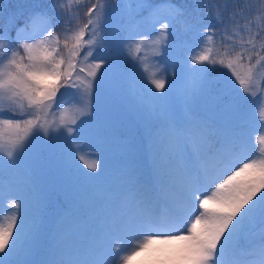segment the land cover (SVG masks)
Segmentation results:
<instances>
[{
    "label": "snow or ice",
    "instance_id": "1",
    "mask_svg": "<svg viewBox=\"0 0 264 264\" xmlns=\"http://www.w3.org/2000/svg\"><path fill=\"white\" fill-rule=\"evenodd\" d=\"M207 2L211 8V0ZM205 3L190 0L176 5L166 0L167 15L158 30L153 23L154 38L148 49L153 56L167 55L181 35L201 38L202 50L191 57V78L183 90L186 112L178 110L175 98H165L168 89L163 77L147 76L155 92L142 85L152 107L136 115L145 124L150 144V174L127 163L100 176L97 161L81 155L85 167L95 173L85 174L88 184L50 174L53 182L71 189L68 209L57 215L50 229L45 228L40 199L34 198L30 211L23 214L19 212L22 201L10 202L16 211L6 221L0 220V264H127L157 242L172 246L161 250L157 258L161 264H264V149L259 155L251 150L241 123L248 96H264V24L255 23L257 17L264 18V0L251 15L246 0H218V28L202 23ZM74 4L80 0H52V12L34 13L31 36H20L18 18L10 17L9 25L17 27L15 45L0 15V197L8 174L36 134L49 139L58 138L52 132L65 139H74L77 131L102 134V129L81 128L86 123L81 117L91 108L107 71H119L120 43L133 60L143 64L147 59L141 53L148 34L134 25L152 5L150 0H136L137 11L116 31V50L77 72L81 50L87 60L94 48L106 43L104 23L111 4L109 0L92 3L82 24ZM161 11L153 8L152 15L158 18ZM61 16L64 27L56 33ZM37 25L42 27L35 30ZM121 33H126L122 40L118 39ZM217 65L231 74L222 90V97L230 96L231 103L200 115L197 109L207 93V75ZM66 85L78 89L82 99L56 116L57 93ZM5 112L11 116L3 118ZM259 139L264 143V136ZM126 236L143 239L121 255L126 245L122 242L113 249L111 241Z\"/></svg>",
    "mask_w": 264,
    "mask_h": 264
},
{
    "label": "rangeland",
    "instance_id": "2",
    "mask_svg": "<svg viewBox=\"0 0 264 264\" xmlns=\"http://www.w3.org/2000/svg\"><path fill=\"white\" fill-rule=\"evenodd\" d=\"M114 1V5H116V7L111 14L119 21H124V18H126L125 13L120 11L119 2H122L127 8V20L130 15L137 11L135 8L136 0ZM259 1L260 0H254V3L257 4ZM64 2L67 3V0H64ZM165 2L166 0H150L152 7L145 9L143 14L136 18L134 25L136 30L148 34L147 41L145 43V50L141 53V55L147 57L145 62L141 64L139 61H135L129 57L125 44L123 43L122 47H119V53L122 55L119 71L115 72L111 69L107 71L102 84L94 92L91 100V108L84 116L81 117V119L86 121L84 125L80 126L81 128L98 129L93 123V119L105 113V118L102 120L104 123L102 124L105 126L106 131H118H116L115 134L111 131L109 132L111 133L110 136L113 138L111 137V139L106 140L107 137L105 138L104 135L102 140L99 136L77 131L74 139H65L63 136H59L57 132H52L51 136L58 138L51 139L50 141V139L43 134V137L46 139V143L49 144V142H52V147L48 148L46 151L51 152L53 157L50 158L53 162L56 161L55 166L57 167L58 172H61L70 178L76 177V180H79L81 184H84V182L88 184L89 181L87 180V176L85 174L95 175V173H91L85 167L84 162L79 158L81 155H83L86 160L97 161L100 176L109 174L118 164L123 165L132 163L144 170L145 165L142 163V160L146 157L151 158L150 144L148 140H146L145 149L144 146L141 148L137 146V139L134 140L132 134L137 131L136 128L138 124H135L133 119L126 114L127 111H125L123 106L130 103V107L134 112H142V106L137 104L138 101H140L143 102L145 107L149 108L151 111V98L145 95L142 91L143 84H147L148 87H151L153 92L156 91L147 80V76L151 73H155L156 78L163 77L165 79V86L168 89L167 93H165V98H175L178 110L182 113L187 111V108L183 103V90L191 78V73L189 72L191 57L196 54L198 50H202L201 38H196L190 35H181L179 39L172 42L167 55L162 53V58L161 56H153L148 50L150 47L149 42L154 38L153 23L155 22L156 30H158L159 23H162L164 17L167 15L166 10H163ZM171 2L177 5V0H171ZM94 3H96V1H94ZM37 4L45 5L49 12L53 11L52 0H4L0 7L9 6V8L25 9L27 12V15L25 14L26 21L19 24L20 36H31L34 28L30 23V17L34 13L39 12L38 10L40 9L36 8ZM89 4L90 2L88 0H80L79 5L74 4L73 11L78 12V14L80 12H85V9ZM156 7H160L162 9L158 18L152 15V9ZM105 20H109L108 10L106 11ZM63 21L64 17L62 16L58 17L56 21V31H58V33L64 27ZM201 21L204 25L214 26L209 15H206L205 18H201ZM25 24H28L26 30L24 29ZM40 27L42 26L37 25L35 30H39ZM104 28L105 32L103 36H106L107 28ZM124 35H126V33H122V39ZM10 37L15 45L18 41L17 27L14 28ZM36 38L39 39L40 37L37 36ZM136 38L139 39L140 37L138 36ZM98 50L100 51H93V56L97 57V59H93V56H88L87 60H84V55L80 56L81 65L77 67V72L79 67L87 68L88 64L98 62V58L101 56H111V53L104 52V49L99 48ZM217 66L220 67L219 65ZM145 68H147V72L145 71ZM207 77H209L207 78V93L199 101V107L197 109L199 112V109L209 111L210 109L218 107L216 104L208 102L207 99L214 94L213 89L215 88V85L218 84V86L223 89L225 82L232 79L230 72L226 68H222L216 72L212 70L208 73ZM222 78L223 80H221ZM73 79H75V76ZM236 87L238 88L239 86L236 85ZM109 91H112L114 95H109ZM156 95L159 96L160 93L157 92ZM230 98V96H227V99ZM251 98L252 96H248L244 106L247 103H250ZM81 99V94L78 89L68 87L67 85L62 87L57 93V107L55 108L56 116H59L61 109L71 110L73 107L77 106L81 102ZM228 104L230 103L226 101L225 105ZM119 111H121V113L117 118L116 114L119 113ZM207 113L208 112H206V114ZM9 116H11V113L5 112L2 114L3 118H8ZM262 122H264V96L259 94V96H256L254 105L249 111V120L246 125L247 127L245 128L251 150L257 155H259L261 149H264V143H261L259 139L261 136H264V126H262ZM127 132H129V135L124 134ZM121 133L123 136L119 139V135ZM41 145H43L42 142H40L37 146V150H39V146ZM32 147L35 148V144L34 141L30 139V143H28L27 148L29 151H32ZM77 149H79V151H77ZM113 157H116L119 162L116 163L113 161ZM27 164L31 165V162H28ZM29 165H27V167L22 163L21 165H15V167L12 168L11 172L8 174L5 180L4 196L0 197V220L6 221L13 214V212L16 211V209L10 206V202L13 199H17L18 202H23L24 206L19 210L21 214L26 211H30L31 203L34 198H38L40 200L43 199V194L41 195L42 192L40 191L41 187L33 184V173L35 171L30 169V167H28ZM38 169L41 178L45 179L48 170L47 166L42 165ZM42 172L46 173L44 174ZM9 178L11 179V183H9ZM63 212L64 211H61V213ZM46 220L47 219L44 218V222H46ZM142 239L143 237H138L135 240H132L126 236L123 241L120 239H114L111 241V245L112 248L115 249L123 242L126 245V249L121 255H124L131 251L133 247L137 246ZM170 247L172 246L158 242L153 243L144 250L137 252L136 255L132 256L127 264H150L155 261L156 263L152 264H161L160 259H157L158 257H161V250L168 249ZM163 264H172V262L164 261Z\"/></svg>",
    "mask_w": 264,
    "mask_h": 264
},
{
    "label": "trees",
    "instance_id": "3",
    "mask_svg": "<svg viewBox=\"0 0 264 264\" xmlns=\"http://www.w3.org/2000/svg\"><path fill=\"white\" fill-rule=\"evenodd\" d=\"M90 2V4L86 7L85 12H80L79 15V22L82 24L83 22H86V16L84 15L87 12V8L91 6L92 3H94V1L97 2V0H88ZM111 7L108 9V19L109 20H105L104 23V27L107 28V34L106 36H104V39L106 41V43L104 44V46H99L93 49V51H100L98 50L99 48L104 49V52L107 53H111L113 51L116 50V46L114 41L117 39L116 37V31L117 29L121 28L123 26V24L126 22L127 20V14L128 11H126V7L123 5L122 2H119L118 4L120 5V11L125 13L126 18H124V21H119L117 20L114 15H112V11H114L116 5H114L115 1L114 0H109ZM190 2V0H177L178 5H182L185 3ZM219 2H222V0H219ZM218 0H211V4L212 7L210 8L208 6V2L206 0L205 6L202 8L201 10V18H205L206 15H209L212 19V22L214 24L215 27H219V24L217 23V16L215 15V6L217 5ZM246 3L252 6L251 12H249V15L252 14V12H255V10L257 8L260 7V1L259 3L255 4L254 0H246ZM11 8V7H10ZM9 6L8 7H0V15L3 16V23L5 25L6 28L10 29V35L12 34V31L14 30L15 26H11L9 25L8 21L10 17H16L18 18L16 20V23L19 25L20 23H23L26 21V16L27 12L25 11V9H17V8H11L10 9ZM113 9V10H112ZM230 10V9H229ZM39 12H47L50 13L46 7L41 8L40 10H38ZM225 15H227V12H225ZM73 25H75L77 23V21L75 19H73L72 21ZM256 24H264V18L261 17H257L255 20ZM57 29V22L55 23V32L58 33V31H56ZM122 33L120 34L119 38L120 40H122L121 38ZM11 38V37H10ZM88 37L86 36L85 39H87ZM123 43L119 44V47H122ZM108 46V47H106ZM81 55H84V50H81ZM80 55V56H81ZM79 60V63L77 65V67L80 64V57L77 58ZM221 67L215 66L214 67V72L221 70ZM209 78V77H207ZM223 80V78L221 79ZM106 81V80H104ZM219 81V80H217ZM214 90V94L211 95L210 97H208L207 101L213 104H216L217 106H224L225 102L228 101L229 103H231V98L227 99V96H223L222 97V90L218 84L215 85ZM109 95H114V93L112 91L108 92ZM222 97V98H221ZM109 98V97H107ZM141 103V102H140ZM140 103H137L138 105ZM142 106H144L143 103H141ZM248 103L243 107L244 111H243V118L246 117L247 115V107H248ZM125 108V111H127L126 114H128L131 117L134 118L135 122L137 124H141L142 121L138 118V116L136 115L137 113L134 112L132 110V108L130 107V103H128L127 105L123 106ZM199 107V104H198ZM143 112H148L146 108H142ZM200 112L202 113L201 115H204L205 112L204 109H199ZM101 112V111H99ZM113 112V110H112ZM121 111H119V113L116 114V117L118 118V116L120 115ZM105 113L101 114L100 116L96 117V126L98 129H102V134L101 137L103 138L105 135V138L107 137L106 140H109L112 136L111 133H109L110 131L112 133L115 134V132L117 130H109L108 132L105 129V126L102 124L104 123V121H102L105 118ZM144 124V123H143ZM145 125V124H144ZM144 125H138L140 128V132H142L141 128ZM118 132V131H117ZM49 138V137H48ZM101 138V139H102ZM113 138V137H112ZM34 141L35 144V148L32 147V151L28 150V148L26 149V151L24 152V154L26 155H22L20 157V159L16 162V165L19 163H22L24 165H29L27 164L28 162H31V165H29L30 169L34 170L35 172L34 174V183L36 185H38L39 187H41V195L43 194V202L45 203V207H44V218L47 219L45 222V228L50 229L53 221L56 219L58 212L62 209H66L69 206V200L71 198V189L68 188L65 184L63 183H59V182H53L50 179V174H59L60 176L63 177H68L67 175L62 174L61 172H58L56 165V161L53 162V160L50 157H53L51 152H48L46 150H48V148L52 147V142L49 144L46 143V139L45 137H43V133H39L36 134L34 138H31ZM140 141V139H138ZM51 141V139H50ZM144 141V140H143ZM42 142L43 145L39 146V150H37V146L39 145V143ZM146 163L147 165L151 166V160L146 158ZM42 165L47 166V174H46V178L42 179L40 176V172H39V167H41ZM38 170V171H36ZM42 173H46V172H42ZM73 183L79 181L76 180L77 178H71ZM80 183V181H79Z\"/></svg>",
    "mask_w": 264,
    "mask_h": 264
}]
</instances>
